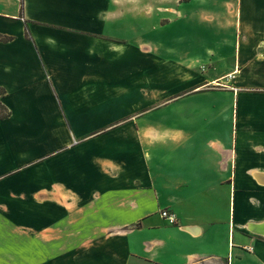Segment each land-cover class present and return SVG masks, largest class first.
<instances>
[{"label":"crops","instance_id":"1","mask_svg":"<svg viewBox=\"0 0 264 264\" xmlns=\"http://www.w3.org/2000/svg\"><path fill=\"white\" fill-rule=\"evenodd\" d=\"M22 1L0 0V264H264V0Z\"/></svg>","mask_w":264,"mask_h":264},{"label":"rangeland","instance_id":"2","mask_svg":"<svg viewBox=\"0 0 264 264\" xmlns=\"http://www.w3.org/2000/svg\"><path fill=\"white\" fill-rule=\"evenodd\" d=\"M189 51L192 55H196L198 52V50L196 49H192V50H182L179 48H160L159 50H157V57H161L163 59H176V57H180L183 56V54ZM221 69L227 65H220ZM199 67V69H201V71L205 70V66L203 63V60H201V63L196 65V68ZM207 67V66H206ZM198 69V68H197ZM225 84H227L225 82ZM210 87H212L213 89L216 90H222L225 87L223 85H211ZM194 100L195 104H201V105H209L210 103H216L220 106H225L226 104L224 103V101H217V100H209L207 96H200V97H195L192 98ZM213 101V102H212ZM234 129V130H233ZM220 135L223 137V139L229 143L230 139H233L234 142V146L237 143V140L239 139V131L237 129V125L235 123L234 127L232 126V124H230V127L227 123V120H225V122L223 121V123L220 124Z\"/></svg>","mask_w":264,"mask_h":264},{"label":"trees","instance_id":"3","mask_svg":"<svg viewBox=\"0 0 264 264\" xmlns=\"http://www.w3.org/2000/svg\"><path fill=\"white\" fill-rule=\"evenodd\" d=\"M21 5L23 7V1L22 0H21ZM25 35L27 38H31V34L29 32L27 21L25 23ZM13 39H14V36H10L7 34L0 33V41H2V42H8V41H11ZM6 92H7L6 89L4 87L0 86V96L5 95ZM10 113H11L10 110L5 105H3L0 101V120L9 117Z\"/></svg>","mask_w":264,"mask_h":264},{"label":"built area","instance_id":"4","mask_svg":"<svg viewBox=\"0 0 264 264\" xmlns=\"http://www.w3.org/2000/svg\"><path fill=\"white\" fill-rule=\"evenodd\" d=\"M160 214L163 218L168 220L170 224H177L178 223L176 215L173 212H171L170 210H168L166 208L162 209V210H160Z\"/></svg>","mask_w":264,"mask_h":264}]
</instances>
